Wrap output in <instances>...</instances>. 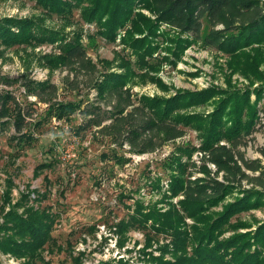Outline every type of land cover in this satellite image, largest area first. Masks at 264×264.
<instances>
[{"label": "trees", "instance_id": "trees-1", "mask_svg": "<svg viewBox=\"0 0 264 264\" xmlns=\"http://www.w3.org/2000/svg\"><path fill=\"white\" fill-rule=\"evenodd\" d=\"M33 1L48 17L56 15L66 23L74 9H78L81 18L86 22L94 21L97 34L108 41H113L119 29H124L121 42L133 50L138 68L147 64L146 56L157 47L152 40L159 33L160 23L164 22L192 38L180 35L169 38L174 42V49H168L176 56L191 40H200L204 46L229 55L227 65L232 70L250 80H264V72L259 68L264 61V0ZM84 1H87L86 5ZM141 8L148 9L155 17L145 15ZM45 19L44 15L0 17V43L11 46L59 40L61 54L52 59L46 57V64L51 67L75 65L78 72L96 73L97 66L88 59L80 32L76 30L68 38L62 28L47 25ZM204 21L208 30L202 34ZM163 34L167 36L168 31ZM128 64L129 61L124 60V72L110 71L103 74L101 80L95 77L91 84L96 88V99L110 108H102L93 102L82 106L79 100L51 102L57 88L54 83L24 81L26 94L47 103L43 117L36 124L39 125L42 119H66L80 112L83 123L79 129L96 127L94 137H106L115 147L125 146L124 150L130 153L154 151L165 141L183 136L185 128L196 129L198 145H177L164 163L166 190H162L161 177H149L148 185L160 193L161 198L148 203L138 198L130 204L124 203L129 214L114 225L115 231L123 239L130 228L152 231V234L148 233L146 244L138 250V260L150 264H264V219L231 221L233 216L244 211L264 208V145L257 147L261 157L256 158L246 157L241 149L247 145L246 138L256 130L260 118L257 100L251 102L249 90L240 91L227 80V88L183 90L169 97L142 96L135 102L124 88L135 74ZM73 87H77L75 82ZM255 92L259 99L262 86ZM216 95L218 98L208 113L180 111L192 105H204ZM10 101L16 111L14 130L23 135L18 142L33 140L31 133L22 132L26 116L31 114L22 110L19 100L8 90L0 92V117L6 116L3 121L9 120ZM262 111L264 114V108ZM196 151L200 154L199 162L192 159ZM111 154L117 163L130 159L116 150ZM49 166L48 162L38 164L36 171ZM29 194V191L21 194L20 200L27 199ZM120 196L122 199L133 198L131 194L120 193ZM228 197L232 199L227 200ZM4 200L10 202L9 192ZM160 203H166L167 207L161 208ZM217 206L221 208L216 209ZM18 207L22 208L21 212ZM55 217L47 207L24 206L16 201L2 214L0 250L23 258L24 264H50L43 251L54 240L51 231ZM185 217H190L193 223L188 226ZM240 228L247 230L240 231ZM227 230L232 233L222 236ZM159 235L168 241L161 244ZM154 238L158 254L148 249ZM166 253H170L171 258H166ZM129 262L121 256L98 264Z\"/></svg>", "mask_w": 264, "mask_h": 264}, {"label": "rangeland", "instance_id": "rangeland-1", "mask_svg": "<svg viewBox=\"0 0 264 264\" xmlns=\"http://www.w3.org/2000/svg\"><path fill=\"white\" fill-rule=\"evenodd\" d=\"M41 10L33 0H0V17L44 15L47 25L62 28L68 38L74 31H79L88 59L96 64L97 71L92 74L83 70L78 72L74 69L75 65L59 64L51 67L46 64V57L52 59L61 54L59 40L11 46L0 43V92L8 90L19 100L22 110L31 114L30 117L26 116L27 122L22 132L31 133L34 137L29 142H18L23 135H18L14 130L16 111L13 110L14 103L10 101L9 120L3 121L6 116L0 117V222L3 212L18 200L24 206L47 207L56 215L51 231L54 240L43 251L50 264H98L99 261L121 256L128 258L129 264H150L145 260H138V250L146 244L148 233L153 232L148 231L149 229L130 228L123 239L115 231L114 225L121 219H126L129 214L124 203L130 204L137 198L144 203L161 198V194L148 185L149 177H161L162 190H166V159L177 145H198V131L187 127L183 136L165 141L154 151L130 153L124 150L125 146L115 147L106 137H94L96 127L79 129L83 123L80 112L66 119H42L37 125L36 121L43 117L47 103L39 101L35 95L26 94L24 81L54 83L57 88L51 102L79 100L82 106L93 102L102 108H110L96 99V88L91 84L95 77L101 80L103 74L110 71L124 72V60L129 61V67L135 73L124 85L135 102L142 96L169 97L183 90L227 88V80H230L234 88L249 90L251 102L257 100L260 118L256 123V130L246 138L247 145L241 147L246 157L256 158L261 157L257 147L264 145V80H250L241 72L232 70L227 65L229 55L204 46L200 40H191L176 56L168 49H174V42L169 38L176 35L192 38L164 22L160 23L159 33L152 40L157 47L150 56H146L147 64L138 68L133 50L121 42L124 29H119L117 37L108 41L97 34V24L94 21L86 22L81 18L78 9H74L67 23L56 15L48 17ZM140 11L151 18L155 17L146 8H141ZM207 30L208 24L204 21L202 34ZM165 31H168L167 36L163 34ZM259 68L264 72V61ZM74 82L77 84L76 88L73 87ZM260 85L262 95L256 99L255 90ZM217 98L218 95L204 105H192L180 111L208 113L213 109V101ZM111 149L116 150V153L123 152L130 159L124 163L115 162L111 156L114 150ZM199 157L197 151L192 155V159L197 162ZM46 162L50 166L37 172L36 166ZM262 162L264 163V159ZM211 167L215 169L213 165ZM28 191L29 197L20 200L21 194ZM8 192L10 202H5L4 196ZM120 193L131 194L133 198L122 199ZM229 199L232 198L228 197L227 200ZM159 206L163 209L167 207L166 203H160ZM21 207H18L19 212L22 211ZM220 208L221 206L216 207ZM237 219L252 222L254 219L262 220L264 208L244 211L233 216L231 221ZM185 221L188 226L193 223L190 217H185ZM239 230L245 231L247 228ZM230 233L232 230H227L222 236ZM155 238L148 249H153L158 254L155 250ZM158 238L161 244L168 241L162 235ZM165 257L171 258V254L166 253ZM23 260L0 250V264H24Z\"/></svg>", "mask_w": 264, "mask_h": 264}]
</instances>
